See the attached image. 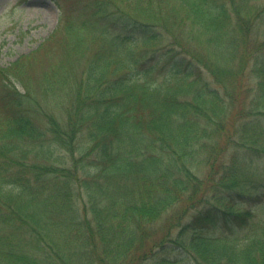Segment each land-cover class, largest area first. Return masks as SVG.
Masks as SVG:
<instances>
[{
    "label": "trees",
    "instance_id": "trees-1",
    "mask_svg": "<svg viewBox=\"0 0 264 264\" xmlns=\"http://www.w3.org/2000/svg\"><path fill=\"white\" fill-rule=\"evenodd\" d=\"M55 1L0 66V264H264V0Z\"/></svg>",
    "mask_w": 264,
    "mask_h": 264
},
{
    "label": "rangeland",
    "instance_id": "rangeland-1",
    "mask_svg": "<svg viewBox=\"0 0 264 264\" xmlns=\"http://www.w3.org/2000/svg\"><path fill=\"white\" fill-rule=\"evenodd\" d=\"M59 16L55 0H0V66H9L17 58L31 53L50 36L58 25ZM33 82L35 85V80ZM252 166L251 186L259 187L263 183L264 163L254 159Z\"/></svg>",
    "mask_w": 264,
    "mask_h": 264
},
{
    "label": "bare ground",
    "instance_id": "bare-ground-1",
    "mask_svg": "<svg viewBox=\"0 0 264 264\" xmlns=\"http://www.w3.org/2000/svg\"><path fill=\"white\" fill-rule=\"evenodd\" d=\"M184 220H186V218H185V219H183V221H184Z\"/></svg>",
    "mask_w": 264,
    "mask_h": 264
}]
</instances>
